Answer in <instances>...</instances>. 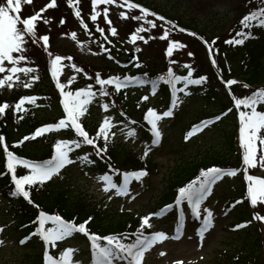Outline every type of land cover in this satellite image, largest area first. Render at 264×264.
Here are the masks:
<instances>
[{"label":"snow or ice","instance_id":"snow-or-ice-1","mask_svg":"<svg viewBox=\"0 0 264 264\" xmlns=\"http://www.w3.org/2000/svg\"><path fill=\"white\" fill-rule=\"evenodd\" d=\"M115 0H91L93 13L90 17L91 21H97L99 12L96 11L97 5H112ZM251 2V0H249ZM69 6L73 5V0H68ZM22 5H33V0H0V73H4L6 70L9 73L0 79V88L7 85L8 88L13 87V79L19 80L20 77L16 75L17 73H23L28 75L29 73L36 72V68L32 67H19L21 62L28 59L27 53L29 51L30 44H36L40 40L44 42L45 51H47V45L49 42L48 35L38 36V26L37 21L40 18V11L35 12L33 15H29L27 18H22ZM262 5H264V0H262ZM130 10L128 16L126 17L125 12L121 11L119 13L120 18H129L140 23L139 27H136L135 32L131 34V40L135 43L137 40H142L147 43L148 40L145 39L141 33L149 32L151 29H155L157 24L149 17H156V20L164 21L166 24H171L172 28H176L177 25L172 24L171 21H167L165 17L158 15L157 13L150 11L148 8L143 7L138 2H132V0H123L121 5ZM48 8L56 7V0H52V3L47 5ZM139 10V14H135L131 10ZM109 9L105 7L103 9L104 19L109 25L112 21L108 19ZM75 15L80 16V11H76ZM254 22L256 27L264 26V6L258 7L257 10H250L247 14L243 15L242 19L239 21L243 29H249V31H237L235 35L224 41L227 45H243L245 41L249 38H255L250 31ZM47 23V21H45ZM60 23H64L63 20ZM83 24V21H81ZM147 26V27H146ZM87 27V25H84ZM110 32L112 36L118 34L116 27H110ZM101 34L104 33V28H97ZM180 32H186L184 28H179ZM189 35H196L195 33H188ZM73 39L76 38V34L73 33ZM170 29L165 28L163 34L159 36L162 40H167L166 55L171 57L173 55V50L178 48L186 47L185 45L179 43L174 39H169ZM107 38V37H106ZM155 36H149L148 39H155ZM215 38L209 48L216 43ZM207 44L208 42L205 41ZM103 47V45H101ZM106 50V49H105ZM107 51V50H106ZM140 51V49H137ZM219 51L218 49L216 50ZM189 56H193L192 52L188 53ZM48 56L52 57V53L49 51ZM209 56L212 53L209 52ZM63 57L60 55H55L54 58L50 60V75L51 78L56 82L55 87L59 90V95L61 97L60 103L63 107L62 118L59 119L57 123H50L45 126L36 128L35 132L30 136H24L22 141H28L30 139L34 140L37 137H41L46 133L53 131H59L61 129L71 128L74 131L76 139H60L57 140L51 151L49 158L42 160H32L27 158H20L18 155L14 154L13 151L9 150V147L5 144V137L0 135V146H3V152L5 155L6 171L0 172V177L4 175H10V195L12 197L22 198L28 204H34L31 199V193L28 189L35 185H44L45 183L59 177L62 171L69 166L76 165L78 162L82 165H92L94 161L90 159L89 155H79L75 152L76 149H80L82 145H90L95 150V155L104 159V155L108 151L109 136H115V132L112 131L116 127L113 123V117L110 115H105L102 123H100L98 130L94 136H90L89 132L85 130L82 125V117L88 112V106L93 103L97 96L101 100L111 97L114 93H120L123 89H128L132 86L143 87L145 85H151V95L156 96L157 89L159 87V82L163 81L165 84L171 85V106L168 110L161 114L153 108H149L144 119L148 122L150 127V132L152 135L151 145L146 146L144 157L146 158L151 150L152 146H159L162 133L158 128V121L165 117H171L173 115V110L177 107L178 103H183L181 98L177 93H183L185 96H190L192 93L187 91L189 86H201L208 82V77L206 75H200L198 78H193L194 69L190 64L183 65L184 68L188 69L187 74L183 76L176 75L172 68L169 67L167 70L166 77L161 76L157 79H150L147 73H144V78L141 79L137 76H109L108 78H102L101 74L96 73L92 77H88L90 81L94 80V84L99 87L94 90L93 84L89 83L86 88H80L73 91H66V85L60 82V64ZM68 59H71L69 57ZM5 62H7L11 67L5 69ZM212 65L216 66L217 61L215 59L211 60ZM170 63H176L175 60L170 61ZM137 68L141 67L140 64L136 65ZM77 72L83 71L81 68L76 69ZM87 75V73H85ZM33 80H38V76H33ZM74 79V78H73ZM226 85H235L238 83L235 79H228L223 81ZM183 83V87L177 88L178 83ZM68 84H72V80L68 81ZM30 85L24 84V87H29ZM109 86L114 88V93L109 90ZM245 88L249 85L245 84ZM231 95V92L229 93ZM235 110L238 112L239 120V147L242 150V164L244 165V178L247 181V199L250 201L252 206L259 204H264V178L258 177L256 175L248 174V169L255 168L257 164L264 167V87H258L254 91H251L250 95H245L243 98H236L231 96ZM36 97L25 96L15 104V110L17 112L24 111L23 105L25 101L35 102ZM149 96L144 95L140 101H148ZM105 113H108L110 107H113L112 103H101L99 105ZM139 106V105H138ZM9 108L8 103L0 105V114L5 113V110ZM259 108V110H258ZM231 112H233V107H228L220 115L215 116L213 119H206L201 121L198 125L194 126L186 135L185 139L191 138L195 133L202 131L203 129L214 125L216 122L227 117ZM121 116L125 114L120 113ZM129 124H136L134 120H128ZM127 135L129 137H134L136 135L135 129L128 131ZM103 138V147L98 146L97 141ZM258 145L261 148V154L257 156ZM19 146L17 142H14L12 147L15 148ZM75 154L76 158H73ZM104 154V155H102ZM110 160V157L108 158ZM18 166H22L24 169L28 170V174L18 175ZM108 168L112 169V165L109 163ZM113 171H118L112 169ZM238 169L236 168H223L218 166H211L207 168H202L199 174L188 183L180 186L177 189L174 204L177 208L181 206L182 203L186 202L188 208L191 211V215L196 219L200 220L201 226L198 229V235L203 241L205 233L213 225V212L210 209L204 208L203 212L206 215L202 217V205L205 201L213 194V187L218 181H221L225 177H234L237 175ZM146 169L128 171L122 174L121 183L117 184L113 182L112 176L105 173L99 177L100 180L104 181L105 188L107 192L111 189H115V195L118 197H128L130 195L129 185L132 180L140 181L143 177L147 175ZM27 186V187H26ZM112 197H109L111 199ZM132 200L136 199V196L131 197ZM242 201L237 200L236 204H240ZM39 207V205H35ZM173 208V204H167L162 207L158 212L150 213L146 216L140 217V223L136 231L130 233H118L109 234L104 236H99L94 233H90L86 228V225L93 219L91 216L87 220L81 223H75L73 221L65 220L60 215L47 214L44 211H40L36 217L38 226L35 227V231L31 233L32 236H38L40 240L43 241L44 245V256L43 264H73V253L74 249L67 248L59 254L58 258H54L48 251V246L51 245L53 248L56 247L57 241H65L67 238L72 237L75 233L83 234L91 243V254H92V264H117V262H122V264H142L145 258V253L151 250L157 243H162L168 239L179 240L184 233V215L181 212L179 217V223L175 228V235L169 236L165 231H156L151 234H146L145 229H151L153 224L150 220L153 217L162 218L167 215L168 211ZM123 211V208H121ZM253 219L264 221V216L259 214H254ZM50 225V226H46ZM247 223L237 224L235 227L237 229L244 228ZM3 229H0L2 231ZM129 237H134L135 239L131 242H125L129 240ZM29 237L21 240L20 243L24 244L27 242ZM103 241V243H102ZM2 243V242H0ZM165 255V253H161ZM180 264V262H177Z\"/></svg>","mask_w":264,"mask_h":264},{"label":"rangeland","instance_id":"rangeland-1","mask_svg":"<svg viewBox=\"0 0 264 264\" xmlns=\"http://www.w3.org/2000/svg\"><path fill=\"white\" fill-rule=\"evenodd\" d=\"M150 4L151 6L157 7L158 10L173 15L175 18H180L181 22L188 28L199 29L201 33L207 35L208 37L220 35L224 33L231 25L233 18L236 16L235 14V4L237 1L233 2V5L229 0H141ZM33 2H37L36 4V12L44 9V11H40V18L38 22L42 24L44 27V32L46 28L49 31H58L59 34H62L66 31L68 27H71V23L65 22L62 16L57 12V10L48 8V0H33ZM83 2L80 3L82 5ZM116 2H114L110 6L115 7ZM120 5L122 3L120 2ZM116 8V7H115ZM89 9V8H88ZM100 13L97 17V23L102 26H106L108 28L114 27L113 24L109 25L107 21L104 19L103 10H96ZM123 11L128 16L130 10L126 7H123L119 10L118 14ZM132 11V10H131ZM90 15L93 12L89 9ZM137 14L136 12H134ZM35 14V12H34ZM108 19L112 20V14H108ZM151 19V18H150ZM63 20L64 23H60ZM47 21V23H45ZM136 23V24H135ZM140 23L136 22L129 18H124V26H122V30L119 31L118 34H126L130 35L135 32L136 27L140 26ZM49 24H54L55 26H50ZM139 26H138V25ZM191 25L192 27H190ZM147 27V26H146ZM68 32V30H67ZM162 30L151 29L149 32H146V35H143L146 40H148V44L151 39H148L149 36L157 35ZM78 37L81 41H83L85 37L79 35ZM86 39V38H85ZM86 44L79 42H75L73 39L68 37L66 34L59 35L54 41V49L59 52V54L64 55L66 58L60 64V73L59 79L60 82L66 85V91H73L80 88H86L89 83L88 77L92 75L91 69H100V72H103L102 78L105 74H107V78L109 76H115L117 73L113 71L112 68L115 66L107 65L108 63L104 59L103 54L100 49H98L95 44L89 39L86 41ZM133 42L130 41L127 45H132ZM39 47H42L39 44ZM52 48V49H53ZM140 54H142V59L144 58H158L160 61L163 60L162 52L159 51L156 46L151 47H141L140 46ZM165 52V51H163ZM71 57V59H68ZM154 59V61L149 60L148 64L151 65L150 68H153L158 60ZM49 60L51 58L49 57ZM142 61V60H141ZM72 63H76L72 65ZM85 65V67L83 66ZM162 65H164L161 62ZM79 66L83 67V71L77 72L76 69ZM11 67L7 62H5V69ZM109 67L110 72L106 71L105 68ZM97 72V70H96ZM87 73V75H85ZM7 70L4 73H0V79H3L4 76L8 75ZM20 77L21 90L28 91L29 95L26 96H34L36 97L35 102L25 101V108L27 111L29 110L32 115L36 116L39 119H49L52 117H57L60 114H63L62 107H60L59 103H57L58 107H54L50 104L49 100L52 98L48 97V94H52L55 97H58V89L55 87V81H49V85H45V83H41L42 81L47 82V77L40 76L38 80H33V76H38L39 74L26 76L23 73H17ZM74 78V79H73ZM105 78V77H104ZM72 80V84L69 85L68 81ZM17 80L13 79V85L16 84ZM83 82V83H80ZM24 84L30 85L29 87H24ZM93 84V83H92ZM50 92L45 90L44 88L48 86V88L53 87ZM72 87H75L74 89ZM94 90L95 86L93 84ZM77 88V89H76ZM19 88H10L8 90L7 86L0 88V91H5L8 94L9 91L13 93L21 92L18 91ZM196 91L194 88L193 92ZM199 92V90H198ZM196 93V92H195ZM139 94V93H137ZM139 97L136 102L133 104L134 110L138 107H146V112L149 108H153L157 111L158 114L164 112L159 110L158 100L155 96L151 95V92L148 93L149 100L140 103L142 97ZM23 97V96H22ZM186 100V99H185ZM183 103H178L177 107L173 110V115L180 114L178 118L174 117H165L162 120L158 121V128L162 133V138L159 146H152L150 152L153 153V162L157 165L159 170H154L151 175L145 177L142 180V186L135 187L131 190V194L128 197H118L115 195V189H111L109 191H105V183L100 180V175L94 174L87 167V171L84 169V166L79 162L76 165L69 166L67 174H70L72 188L75 191L82 192L87 194L89 197H93L98 201L101 200L108 204L116 211L121 212H132L134 215L140 217L146 216L150 213H153L155 202L157 198L161 197L164 192H162L163 183L168 176V172L171 171L175 165V161L188 160L194 155L195 151L207 152L211 153L214 145L215 152L220 154V150L223 149L224 143L222 140L223 133H218L222 131H226V126H222L218 128L217 132L215 130L208 131L204 133L202 136L200 135L198 138H193L192 141L184 145L181 141V137L184 135L182 133V129L184 126L191 121V117L198 115H205L208 113L209 106L205 108L203 106L202 99L200 97H194L192 99H188ZM111 101L108 98L101 100L99 96L93 101L92 104L88 106V112L85 113L83 119L84 121H89L91 125L99 128L100 123H102L105 115H110L113 117V123L116 124V127L112 129L115 132V139H120L119 144L122 146H126L128 148L132 147L138 153H141L144 156V152L146 146H150L147 141V137L145 135L140 138L141 134L135 128L130 127L125 122L121 123L122 116L120 112L117 110L115 105L110 107L108 113H105L103 109L99 106L101 103ZM139 105V106H138ZM168 118V119H167ZM205 120V119H203ZM230 120V118H229ZM229 120L225 121L223 125H226ZM88 122V123H89ZM209 128V127H208ZM208 128L206 130H208ZM131 129H135L136 135L134 137H129L127 135L128 131ZM229 128H227L228 130ZM64 130V129H63ZM48 134L49 138H61V134L59 131H53ZM60 139H56L55 142ZM54 142V143H55ZM185 142V141H184ZM43 145V144H42ZM42 145L36 143L31 145L34 150H40ZM154 147L157 150H154ZM209 150V151H207ZM76 153L80 155L86 154L85 152L80 151L79 149L75 150ZM73 158H76V155H73ZM262 175H264V167L260 170ZM237 187L235 182L226 181L221 186H216V195H214V200L209 204H206L205 208H208L214 211L213 215V225L210 227V230L205 234L203 241H201L198 235V229L196 226L194 230L187 229L182 239L173 240L168 239L162 243H157L154 247V250L146 253L144 261L142 264H212V262L218 257V254L229 250L230 246L234 245L233 238L237 236L238 229L232 231L230 229V223L236 218L234 214H236L233 210H231L228 214L226 213V209H229L226 202L229 197L233 195L232 189ZM136 196L135 200H132L131 197ZM216 196V197H215ZM109 197H112L109 199ZM7 200L4 198L3 193L0 190V264H22L21 261L27 254L28 249H23L19 245V241L17 240L18 232L14 230L16 227V223L14 222L13 212H11L10 206L7 205ZM260 207H264V204H257ZM209 206V207H208ZM203 207V205H202ZM158 218L153 217L150 220V223L153 224V227L158 231H165L170 237L173 236L174 230H168L170 228V217L166 216L160 222H156ZM50 226V225H48ZM5 234L7 236H5ZM234 236V237H233ZM239 238V237H238ZM237 241V239L235 240ZM78 240V237L73 235L72 237L67 238L65 241H57L56 247L54 249L58 250H66L67 248H72L76 251L73 253V264H87L88 254L90 249H82L81 247H86L81 244ZM233 243V244H230ZM44 246H39L38 250H42ZM165 253V255H161V253ZM117 264H122V262H118Z\"/></svg>","mask_w":264,"mask_h":264},{"label":"trees","instance_id":"trees-1","mask_svg":"<svg viewBox=\"0 0 264 264\" xmlns=\"http://www.w3.org/2000/svg\"><path fill=\"white\" fill-rule=\"evenodd\" d=\"M229 1L232 5L234 1H237L235 4L236 16L230 27L224 33L213 37H208L201 33L199 29H196L197 27L192 28L196 32V37L189 42V47L194 55L189 56V58L185 60V63L188 61L187 63L193 66L195 71H198L194 73L195 77H199L200 75H206L208 77V82L202 85L201 89H203V97L207 101V104L210 105V112L212 113L223 112L228 107H232V95L236 98H240V96L251 94V91H254L258 87H264V26L256 27V22H254V26L250 31L255 38L247 39L243 45L232 46L224 43L225 40L232 38L237 31H249V29H243L239 21L242 19L243 15L247 14L250 10H257L258 7L264 6L262 5V0H251V2H249V0ZM30 9V6L22 5V10L25 13L29 12V15L33 14ZM189 26L191 27V25ZM217 37H219V39L209 48L208 45H211L212 41ZM205 41L208 43L206 44ZM206 48L212 53L213 59L217 61L215 67L209 62ZM217 49L219 50L218 52L216 51ZM195 62L196 65L194 64ZM175 66L178 67V65ZM180 66L181 63L179 64V67ZM156 70L158 72L154 73L148 69V71L140 72V75L144 77V73H147L150 79H157L161 76L166 77V69L163 70L162 68ZM136 72L137 71L134 73ZM175 73L182 75L181 72ZM221 77L223 81L235 79L238 80V83L235 85H226L222 82ZM245 84L249 85V87L245 88ZM159 87L158 92H161L167 97L170 85L160 81ZM230 92L231 95L229 94ZM14 100L15 97L7 100L0 95V105L4 103L9 104V108L5 110V113L0 114V135L5 137V144L9 147V150L13 151L14 154L18 155L20 158L32 160L49 158L52 151V144L45 143L46 141L44 142L43 139H30L24 141L15 148L12 147L14 142L22 140L24 136H30L35 132L38 126L49 120L31 116L29 112H17L11 108ZM231 116L232 114L228 115L229 118ZM228 125L229 123L222 125L226 126V131L221 132L223 133L221 138L223 142L225 141V147L220 150V154L217 152L202 154L200 151H196L190 161L180 162V164H175L170 168L171 171L163 183L162 192L164 193L161 197L157 198L154 206L155 208H162L171 203L176 195L177 189L194 179L202 168L218 166L238 169L237 166L240 164V158L237 154L238 149L234 147L236 143L235 127L228 131ZM70 134L71 133L68 132L67 136L76 138ZM39 142L41 145L43 144L42 148L39 151L34 150L31 145ZM211 146H213V144H211ZM100 147L103 146L100 145ZM233 153H235V156H233ZM109 157L110 160L108 159ZM148 159L149 158L140 159L136 157L132 150L122 149V147H114L112 149L108 144V151L107 154L104 155V159L100 157L96 158L92 169L96 173L103 172L110 176H115V179L118 180L119 176H122L124 172L128 171L146 169L151 172L152 168H156V165L150 164L151 159ZM5 163L6 159L3 146H0V172L6 171ZM109 163L112 165V169L118 171L109 169ZM17 172L18 175L28 174V170L24 169L22 166H18ZM10 175L11 174L0 177V188L3 194L9 197L7 199L14 212L13 217L17 222L16 226L18 228H16L17 231H19V239L22 236L24 239L35 231L38 222L36 224L33 222L36 221V217L40 211H44L47 214L60 215L65 220L73 221L77 224L87 220L88 217L91 216L93 219L86 225V228L90 233L99 236L130 233L136 231L139 226V218L130 213L118 215L115 212L97 209L95 206L89 204L84 195L72 188L69 178L63 176V174L44 185H35L28 189L34 204H28L22 198L12 197L10 195ZM236 181L237 183H243L241 176H237ZM242 191H244L242 187L237 189L235 197L242 195ZM243 204H247V201H244ZM35 205H39V207ZM238 214L239 217H237L236 222L248 221L250 222L249 226L245 229L244 233L238 236L239 238L237 237L234 246H231L229 250L219 253L212 264H264L263 228L252 222L247 205H243ZM150 231V229H145L146 233ZM39 239L38 236H33L32 239L26 242L25 245L29 248V253L33 252L36 254L32 256L31 254H27L23 264L39 263L41 256L40 251L37 249ZM78 240L82 242V245L87 247L85 236H79ZM132 240L133 238L129 237V241Z\"/></svg>","mask_w":264,"mask_h":264}]
</instances>
